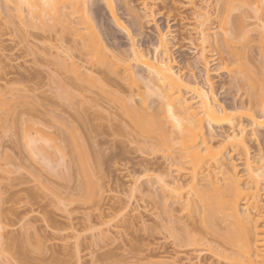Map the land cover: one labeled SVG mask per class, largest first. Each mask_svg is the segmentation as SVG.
I'll list each match as a JSON object with an SVG mask.
<instances>
[{
  "label": "rangeland",
  "instance_id": "rangeland-1",
  "mask_svg": "<svg viewBox=\"0 0 264 264\" xmlns=\"http://www.w3.org/2000/svg\"><path fill=\"white\" fill-rule=\"evenodd\" d=\"M112 1L111 7L104 3L100 4L102 8L95 6L96 25L103 43L121 59L129 62L131 40L125 29L123 32L116 26L112 14L141 49L153 50L158 45V33H164L176 70L196 79L219 104H248L251 93L237 89L236 82L248 75L255 84L258 78L260 83L262 77L258 74L264 51L257 42L249 53L231 46L233 53L237 51L233 59L225 56L218 41L230 34V17H241L238 21L244 19L245 26H252L246 28L251 39L264 34V0H142L147 3L149 14L143 9V2L130 0V6L145 18L140 35L132 32L136 25L120 3ZM226 1L230 10L241 5L240 11L237 8L234 14L225 13L230 7H226ZM224 15H229L227 21ZM8 34H0V264H224V260L216 261L212 253H203L202 248L198 252L193 244L185 245L190 242L182 243L186 238L182 223H191L190 203L180 207L168 197L161 199L159 184L153 191L155 196L151 193V177L173 184L175 168L184 166L171 163V172L164 170L169 163L165 159L175 154L164 153V158L159 148L151 146L155 129L165 125L164 118L142 110H120L122 103H116L121 107L113 105L111 101L116 98L111 93L105 97L84 93L89 85L85 81L81 85L69 82L70 73L65 69L72 70V66L68 65L69 59L57 55V48V53L42 46L38 47L39 52L28 50L18 44V38ZM52 37L56 44L57 36ZM204 39L209 43L202 44ZM64 42V48H69V37ZM57 56L66 61L64 65L58 58L60 64L57 63ZM206 70L211 86L206 83ZM81 86L85 88L83 94ZM257 91L259 98L264 88ZM257 130L254 136L250 130L246 135L254 159L258 150L264 154V128ZM221 143L222 139H215L219 147L223 146ZM230 155L229 160L232 157L239 165L243 156ZM203 171L198 172L199 179L205 174ZM189 182L186 180L183 185L187 187ZM196 231L192 237L203 238L200 227ZM212 245L218 247L214 241Z\"/></svg>",
  "mask_w": 264,
  "mask_h": 264
},
{
  "label": "bare ground",
  "instance_id": "bare-ground-1",
  "mask_svg": "<svg viewBox=\"0 0 264 264\" xmlns=\"http://www.w3.org/2000/svg\"><path fill=\"white\" fill-rule=\"evenodd\" d=\"M117 1L124 9L127 17H131L133 19L131 21L136 25V27H133L132 32L136 35L142 34L144 16L134 10L131 7L132 5L130 6V0ZM140 1L143 2V9L148 13L149 8L145 3L146 1ZM112 2V0H0V34L7 32L12 36L14 35L13 38L19 39L18 44L28 50L32 48L31 50L39 52V46L40 48L42 46V49L48 48L49 50L57 48L59 53L56 49L57 55L61 54L60 56L61 58L64 57V60L69 59V64H67L72 66V70L67 68L68 65L66 66L67 69L64 67L70 73L69 82L81 85L85 81L87 83H84L89 85L90 88L86 89V92H84L85 88L81 86L82 91L80 92L82 94L84 92L105 97L107 93H111L112 98L114 95V98H116V101H111L113 105L118 102L122 103V109L119 108L120 110L127 111V108H130L133 113L142 110L147 114L161 115L164 118L162 121L165 125H162L160 130L155 129V137H151L154 145L151 144V146L159 148V151L163 154H175L171 159H165V163H169L166 164L164 170H172L171 163L173 165H184L185 168L184 166L175 168L176 177L174 178L176 179L173 180V184L157 176L151 177L152 182L149 184L152 194L156 189V184H159L162 192L161 199L168 197L174 200L172 202L169 199V203H180V207L181 204L184 205L183 203L186 202V205L191 204L189 210L192 213L189 214V220L186 219L191 223H182V225L184 224L181 228L182 233L186 235L183 237L186 238L185 241L181 242L183 244L190 242L191 244L185 245L191 247L193 244L195 247L192 248L194 250L197 248L198 252H201L199 249L202 248V251H205L203 253H212L214 258L218 259L216 261L224 260V264H264V200L261 199V196L264 195V154L258 150V157L256 159L251 158L250 151L252 147L249 144L250 141L246 138L247 130L253 132L252 135L254 136L259 131L257 128H264V97L262 96L264 91H261L264 88V62L261 64L264 59L261 58L262 61H260L262 68L259 67L260 65L258 66L260 68V74L258 75L262 77L260 83H258L259 78L254 77L257 79V84L248 78V73H245L247 67H242L245 68L244 74L247 75L243 79H249H247V83L244 82L245 79L242 80L243 82H240V80L236 82L237 89L248 90L249 93L246 92V95L251 93L249 95L251 100L248 96V104L246 105L245 101L232 107L219 104V101L213 99L210 92L196 79L187 78L181 71L176 70L174 61L169 55L168 40L162 32L158 33V45L153 50L141 49L135 44L129 30L123 28L116 16L112 14L111 17H113L116 26L122 31L125 29L128 39L131 40L129 62L121 59L117 52L111 51L112 49L103 43L97 31L95 14L97 9H95V6L99 7L100 4L103 5L104 3L106 6L111 7ZM226 2H228L226 7H228L230 5L229 1ZM258 3H261V1H258ZM245 5H242V7ZM240 6L238 5L239 8ZM250 6H247V8L251 9ZM230 8L231 5L227 11V8H225V13L237 11L235 7L233 10H230ZM224 16L227 21L226 18L229 15L228 17ZM230 18L233 19L232 22L228 20L232 23L231 31L228 30L230 34H224L225 37L219 39V41L217 39L220 47H223L225 56L232 57L235 55L234 53L237 51L234 50L233 53V47L235 49L242 48L245 53H249L254 47L251 45L256 42L264 51V34L260 32L261 35L259 34L257 39H251V35L248 33L249 29L246 30L251 25L245 26V23H242L244 19L238 21L241 17H236L237 20L234 17ZM54 34L57 36L58 46L56 45L57 42L53 44L52 35ZM66 37H69V48L67 47V49L61 43L64 42ZM37 39L40 40L39 43L35 42ZM204 40L201 41L205 45L208 41ZM229 57L226 59L231 60ZM57 58H60L56 57L57 63L60 64L61 59L58 62ZM240 60L238 58V61ZM61 62L64 65L66 61ZM207 64L206 62L205 65ZM224 69H228V66ZM249 71L252 70L249 69ZM71 72L73 75H71ZM208 73L206 70L205 79L206 83L211 86ZM84 76L85 79L82 78ZM87 80L91 81L88 82ZM109 87L118 88V93L113 92ZM260 88L262 89L260 90ZM258 89L259 92L263 93H261L262 98L256 96ZM107 99L111 98H105V100ZM120 103L116 104L117 107ZM136 104H139L140 108ZM123 105L127 107L123 108ZM216 127H218V130ZM207 129H209L208 132ZM218 138L222 139L221 145L223 146L221 147L218 146L219 144H215V139ZM231 153L232 155L234 153V156H236L235 153H238L239 157L243 156L239 160L241 166L239 163L237 165L232 157L229 160ZM227 155L229 156L227 157ZM163 157L165 158L166 155L164 154ZM203 169L205 174L199 179L198 172ZM186 180L190 181L187 187L183 185ZM186 189L187 193H183ZM188 190H190L189 193ZM192 194L195 199H192ZM153 196H155V193ZM164 199L163 202L166 201ZM158 200L160 201V199ZM163 202H160V204ZM163 204L167 206L165 203ZM185 212L188 213V211ZM165 214L167 215V212ZM171 221L174 220L171 219ZM190 225L192 228H190ZM199 227L205 234L202 235L201 232V235L203 238L206 236L207 238L204 239H207V241H204L203 238L192 237V234ZM182 233L181 235H183ZM213 241L218 244V247L211 246ZM181 242L179 241V243ZM205 242L209 244L206 243V245ZM185 245H183L184 248H187L188 246ZM183 246H179V248L182 249Z\"/></svg>",
  "mask_w": 264,
  "mask_h": 264
}]
</instances>
